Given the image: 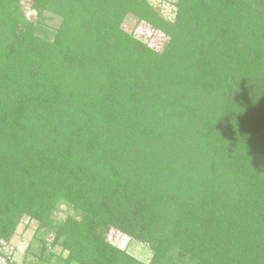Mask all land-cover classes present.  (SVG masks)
<instances>
[{"label": "trees", "instance_id": "16d2710c", "mask_svg": "<svg viewBox=\"0 0 264 264\" xmlns=\"http://www.w3.org/2000/svg\"><path fill=\"white\" fill-rule=\"evenodd\" d=\"M29 6L0 0V240L27 215L43 264L45 231L82 264H264V0ZM60 200L80 218L53 223Z\"/></svg>", "mask_w": 264, "mask_h": 264}, {"label": "rangeland", "instance_id": "374dc122", "mask_svg": "<svg viewBox=\"0 0 264 264\" xmlns=\"http://www.w3.org/2000/svg\"><path fill=\"white\" fill-rule=\"evenodd\" d=\"M20 2L25 15L28 18H35V11L29 6L31 0H20ZM149 2L164 18H173L175 0H149ZM43 16L45 17L44 23L50 28H55L60 23V18L50 12H45ZM139 25H137V20L131 15H127L122 22V27L127 32L132 33L134 37L139 40L141 39L143 42L146 40L148 41L146 43L159 48V43H161L160 37H158L159 39L156 37L148 39L151 31L142 28L146 36L142 35L143 33L138 31ZM69 217H74L76 219L80 218L76 215L75 209L66 201L60 200L56 203L55 207L51 209L50 219L53 223L61 224ZM36 228L37 222L27 215L21 216L14 229L9 226L7 228L9 238L4 241L0 240V264H27L30 260L37 262V264H43V261L39 259L41 257L39 252L41 235L39 233L36 234ZM41 231L44 232L43 229ZM53 235L54 232L52 231H45L43 235L48 250L61 257L58 260L55 256H52L50 258L51 263L82 264L79 260L75 259V257L68 259L69 251L64 249L59 243L51 247L50 243L54 238ZM106 240L117 248L125 250L129 256L136 260L144 263H148L150 260L151 250L148 244L142 240L130 237L113 228L107 231ZM48 250L46 251L47 253H49Z\"/></svg>", "mask_w": 264, "mask_h": 264}]
</instances>
